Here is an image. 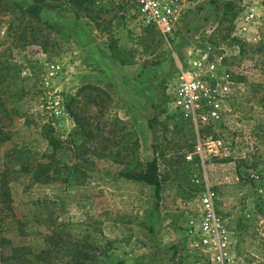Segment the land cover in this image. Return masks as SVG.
<instances>
[{
  "label": "rangeland",
  "instance_id": "rangeland-1",
  "mask_svg": "<svg viewBox=\"0 0 264 264\" xmlns=\"http://www.w3.org/2000/svg\"><path fill=\"white\" fill-rule=\"evenodd\" d=\"M136 1L0 12V264L46 243L51 264H72L75 242L94 264H211L189 240L208 191L234 236L230 264H264V0H180L170 33L138 26ZM206 48L204 76L227 90L219 118L195 122L170 99ZM154 157L159 197L119 174Z\"/></svg>",
  "mask_w": 264,
  "mask_h": 264
},
{
  "label": "built area",
  "instance_id": "built-area-1",
  "mask_svg": "<svg viewBox=\"0 0 264 264\" xmlns=\"http://www.w3.org/2000/svg\"><path fill=\"white\" fill-rule=\"evenodd\" d=\"M180 0H137L135 21L145 29L156 26L163 33H170L178 20ZM140 28V29H141ZM208 48L198 49L189 61V69H180L170 105L183 118L207 121L219 118L222 96L227 85H209L204 75L214 76L215 65L211 63ZM224 80H227L224 78ZM214 193L208 191L201 197L204 214L199 225H192L191 247L203 254L211 264H230L234 249V236L221 218L213 211Z\"/></svg>",
  "mask_w": 264,
  "mask_h": 264
},
{
  "label": "trees",
  "instance_id": "trees-1",
  "mask_svg": "<svg viewBox=\"0 0 264 264\" xmlns=\"http://www.w3.org/2000/svg\"><path fill=\"white\" fill-rule=\"evenodd\" d=\"M38 1L41 0H32V2H28L26 0L23 1H12V0H0V12H7L9 8L12 10L17 9L18 13L16 16H27V17H38L39 15V3ZM38 20V19H37ZM260 37L264 39V26L260 28ZM264 47V46H263ZM89 87V86H87ZM91 87V86H90ZM94 88V87H92ZM242 110V108H240ZM70 116L75 120V122L80 126L79 117L77 114L70 110V108H67ZM246 115V113H244ZM43 139H45L43 137ZM48 139V138H47ZM31 143H33V147L37 148L40 145V141L37 138H32L30 140ZM36 143V144H34ZM32 145V144H31ZM35 145V146H34ZM49 145V144H48ZM112 151L102 154L103 156L111 157ZM133 163H137L138 165ZM43 169H39V172H42ZM120 175L125 176L126 178L135 180V181H141L148 185H153L155 187V194L159 197V191H160V181L157 173V161L156 158H152L151 161L145 164L143 169H139V163L136 161H130L129 164L125 166L124 170L119 171ZM41 183H45L44 180H39ZM75 226H79V224H76ZM87 232V230H85ZM58 237H52L47 236L48 239L57 238V248L56 253L59 254L62 251V248L65 245V241L63 242L62 237L57 235ZM59 242L63 244L62 246H59ZM4 243H7L5 239L0 238V244L3 245ZM71 243V242H70ZM72 248L75 251L74 259L72 264H94L93 256L88 252V250H85L83 246L81 248L78 247V244L73 243ZM67 246V245H66ZM78 247V248H77ZM54 249L50 245L47 246V243L45 247L40 249L39 251H36L35 249L29 247V246H20V247H11L10 252L4 255L3 259L7 261H14L17 264H51L49 261V257L51 256V251ZM52 264H62L61 260H57L55 262H52ZM64 264V263H63Z\"/></svg>",
  "mask_w": 264,
  "mask_h": 264
}]
</instances>
